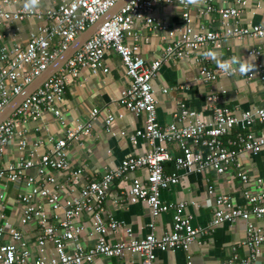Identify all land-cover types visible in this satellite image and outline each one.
Returning a JSON list of instances; mask_svg holds the SVG:
<instances>
[{"label":"built area","instance_id":"obj_1","mask_svg":"<svg viewBox=\"0 0 264 264\" xmlns=\"http://www.w3.org/2000/svg\"><path fill=\"white\" fill-rule=\"evenodd\" d=\"M118 1L60 0L56 7L26 13L24 8L13 11L6 9V6L16 0H0V23L28 18L43 22L24 44L16 43L0 48V109L46 70L81 32L98 21ZM172 3L179 4L183 10L180 30L169 29L164 22L152 15L156 6ZM239 5L244 6L245 1L239 2ZM189 7L190 5H185L181 0H129L112 17L105 20L53 76L26 97L0 124V179L13 183L26 181L28 192L16 196L17 202L22 205L19 224L23 227L35 222L38 230L35 236L37 251L34 254L24 240L22 230L5 227L6 215L2 210L0 193V264H95L98 258H125L128 255H137L141 264H156V249L175 251L179 248L187 252L186 264H192L190 249L193 245H202L201 239L209 230L238 219L247 224L246 238L243 241L246 252L240 256L234 246L231 256L217 264H254L260 254V246L264 244L262 230L253 222V219L264 218V189L254 195L244 191L247 205L243 207L237 206L228 194H217L215 210L208 227L205 228L193 226L190 215L182 216L181 211L187 202L181 201L169 206L160 198L161 190L180 182L178 170L202 172L210 168L217 174H224L234 165L237 176L246 183L248 177L237 163L238 154L246 152L256 155L264 149V134L255 136L251 132H238L232 135L235 126L239 124L250 127L255 122L264 123V106L236 115L231 110L216 105L218 96L209 95L206 106L212 112L211 122L203 121L195 111L180 104L170 124L161 126L158 123L152 81L162 63L187 58L206 46L219 48L230 37L258 39L264 47V28L259 25L244 27L230 22L239 15L238 8L217 10L223 24L220 31L203 28L196 31L191 25ZM212 10L215 9L207 6V12ZM138 20L150 31L160 32L167 43L160 57L150 63L139 55L136 41H126L129 37L136 39L133 29L135 21ZM109 50L119 55L129 79V86L122 92L119 104L130 112L145 116L143 127L131 134L129 139L135 143L138 137H142L149 149L138 156H126L118 168L106 170L99 177L87 181L77 194L66 198L59 196L60 182L45 172H66L68 180L71 183L76 182L81 171L72 168L66 149L72 142L90 134L89 123L76 124L68 129L64 137L52 142L49 150L37 158L32 150L27 157L2 164L4 148L13 137L18 138L21 148L26 146L23 132L15 130L17 123H24L28 119L37 120L43 110L51 111L63 123L56 104L62 99L67 84L84 68L89 69L92 74L100 71L107 73L104 55ZM247 54L255 58L251 62L254 68L242 76L249 81L258 79L262 84L264 98V63L258 59L260 50L252 48ZM196 61L200 63L199 76L204 82L215 81L222 75L228 76L217 66L210 67L205 56L196 58ZM96 113L97 110L94 109L91 117ZM113 121L114 117L108 115V131L111 130ZM120 134L124 135L125 132ZM170 142H177L182 154L174 159L176 170L168 173L164 165L172 160L168 150ZM193 146L205 148V153ZM35 164L41 168L37 178L28 175ZM137 169L145 170L146 176L144 179H132L124 192L123 201L146 203L152 220L173 208L175 212L172 228L161 235L151 232L143 238H135L129 226L115 220L105 221L101 215L113 180L126 178L128 173ZM213 191L214 187L208 186V192ZM44 204L50 208L49 213L44 211ZM83 214L87 216L88 228L80 222ZM149 226L153 228V222ZM120 233L124 239H110ZM6 236L10 238L9 242L3 241ZM83 236L92 240L89 246L83 244ZM48 243L53 245V255L47 254Z\"/></svg>","mask_w":264,"mask_h":264},{"label":"crops","instance_id":"obj_2","mask_svg":"<svg viewBox=\"0 0 264 264\" xmlns=\"http://www.w3.org/2000/svg\"><path fill=\"white\" fill-rule=\"evenodd\" d=\"M245 1L244 6L239 2ZM24 0H16L6 6L7 10L23 8ZM60 0H41L39 10H46L57 6ZM207 6L215 10L206 11ZM221 8H238L239 15L230 22L239 26L259 25L264 28V0H201L198 5H190L189 13L192 27L199 31H220L222 19L217 12ZM182 7L177 3L158 5L152 15L155 19L164 22L169 29H182ZM43 22L35 18H28L12 23H0V48L12 46L16 43L24 44L31 35L35 34ZM133 32L136 35L126 39L128 43L135 42L139 46V55L150 63L157 60L165 46L166 41L160 32H152L141 21H135ZM257 48L260 50L259 60L264 63V47L258 39L227 38L219 48L206 46L190 54L187 58L176 59L162 63L153 78V91L156 100L157 121L161 126H166L173 121V115L178 111L180 104L195 111L199 118L205 122H211L212 112L206 106V98L209 95L218 96L216 105L231 110L236 115L244 111L261 108L264 106L263 88L258 79L246 80L239 72L235 75L219 76L215 81L204 82L199 76V65L196 58L205 56L204 53L214 51L219 54L221 60H228L232 56H238L245 63L255 61L253 56L247 54L248 50ZM209 66L215 68L217 62L207 58ZM107 73L102 71L92 74L87 68L81 69L75 78H72L65 88L62 99L57 102L63 123L51 111L43 110L37 120L28 119L26 122L17 123L15 130L23 132L26 146L21 148L18 138L13 137L4 148L2 164L16 162L20 158L27 157L34 150L36 158L46 153L52 142L64 137L68 129L76 124L91 125L88 136L80 138L67 146L66 153L72 168L80 170L75 183L68 180V173L47 170L45 173L53 175L61 184L59 196L66 198L71 194H77L81 187L94 177H99L106 170L119 167L121 161L128 155L138 156L144 154L149 145L142 137H138L133 143L129 136L141 129L145 116L130 112L119 104L122 92L129 86V79L125 74L119 55L109 50L104 55ZM97 113L91 117V112ZM108 115L114 117L111 130L106 128ZM125 132L121 135L120 132ZM251 132L255 136L264 134V123L255 122L246 127L242 124L235 126V133ZM227 138V137H226ZM34 144H37L34 147ZM205 153V148L195 147ZM168 150L172 160L164 165L165 171H175L174 159L182 154L177 142H170ZM237 163L241 171L247 175L248 182L243 183L237 176L236 166H231L224 174H217L207 168L202 172H187L178 170L180 182L161 190L160 198L169 206L177 202H187L181 211L182 216L190 215L191 223L195 227H208L215 210V196L228 194L237 206L247 205L244 191L249 194H257L264 189V149L258 154L252 155L241 152L237 156ZM40 167L35 164L28 175L39 177ZM43 172V171H42ZM146 172L137 169L127 174L126 178L113 180L109 195L103 204L102 217L105 221L115 220L129 226L135 238H143L149 233L161 235L172 228L175 210L171 208L152 220L146 203L142 201H123L124 192L128 189L133 178L144 179ZM208 186H213L214 191L208 192ZM26 181L8 182L0 179V193L2 194L3 212L6 215L5 227L22 230L24 240L32 252L36 253L35 236L38 233L35 222L27 226H20L19 218L22 205L17 202L19 193L28 192ZM38 201V200H37ZM41 201V200H40ZM42 202V201H41ZM43 203V202H42ZM1 211V209H0ZM44 211L50 212V208L44 204ZM80 222L86 228L89 227L87 216L83 214ZM153 222V228L149 225ZM253 222L261 228L264 237V218L253 219ZM247 224L238 219L235 222H226L215 227L202 237V245H193L190 249L192 264H217L228 259L232 254V248L236 246L237 253L243 256L246 252L243 241L246 238ZM82 242L89 246L92 240L83 236ZM112 241L124 239L123 234L111 236ZM3 241L9 242L6 236ZM47 254L53 255L54 248L51 243L46 245ZM156 264H186L187 252L183 249L175 251L156 249L154 251ZM95 264H141L137 255H128L125 258H98ZM254 264H264V244L260 246V254Z\"/></svg>","mask_w":264,"mask_h":264},{"label":"water","instance_id":"obj_3","mask_svg":"<svg viewBox=\"0 0 264 264\" xmlns=\"http://www.w3.org/2000/svg\"><path fill=\"white\" fill-rule=\"evenodd\" d=\"M129 0H119L110 10L103 15L98 21L90 25L85 31L71 43V45L64 50L59 56L51 62L46 70H44L38 77H36L30 84L23 88V90L12 98L2 109H0V124L5 121L21 104V102L31 95L34 91L41 87V85L53 76L64 63L76 52L83 44L96 32L101 24L112 17L121 6L126 4Z\"/></svg>","mask_w":264,"mask_h":264},{"label":"clouds","instance_id":"obj_4","mask_svg":"<svg viewBox=\"0 0 264 264\" xmlns=\"http://www.w3.org/2000/svg\"><path fill=\"white\" fill-rule=\"evenodd\" d=\"M168 2V0H165ZM185 5H198L201 0H181ZM41 4V0H24L23 8L26 13L34 12ZM206 58H211L217 62V67L225 73V75H235L239 72L241 75H247L254 65L252 63H245L239 59L238 56H232L228 60H221L218 53L209 51L204 53Z\"/></svg>","mask_w":264,"mask_h":264}]
</instances>
